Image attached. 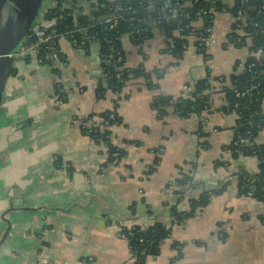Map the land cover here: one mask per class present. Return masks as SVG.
<instances>
[{"label": "crops", "instance_id": "1", "mask_svg": "<svg viewBox=\"0 0 264 264\" xmlns=\"http://www.w3.org/2000/svg\"><path fill=\"white\" fill-rule=\"evenodd\" d=\"M53 3L42 0L38 18ZM15 13L0 0V16L6 22L13 21ZM213 31L218 42L227 32L216 26ZM59 45L70 85L83 92L56 105L57 75L33 57L14 59L3 84L0 264H133L121 228L153 221L163 223L170 234L144 264H264V206L239 195L235 179L182 223L174 221L169 210L174 194L167 184L180 173L189 174L192 182L176 204L178 211H187L189 196L220 188L239 168L257 170L256 157H233L226 148L237 117L223 110V95L213 94L209 109L188 117L168 107L159 118L150 107L155 93L177 96L186 84L207 74L211 79L230 74L236 62L245 60L246 49L236 56L231 50L222 58L218 44L206 55L188 45L175 60L162 51L164 39L158 32L141 48L123 36L127 65L143 63L147 70L158 67L165 73L153 78L156 89L134 79L119 94L106 91L100 98L93 90L101 74L100 46L76 48L65 38ZM115 101L121 122L110 127L111 143L123 147L125 155L106 164L104 145L82 131L80 120L111 110ZM255 141L264 144V128ZM155 157L156 168L147 173Z\"/></svg>", "mask_w": 264, "mask_h": 264}, {"label": "trees", "instance_id": "2", "mask_svg": "<svg viewBox=\"0 0 264 264\" xmlns=\"http://www.w3.org/2000/svg\"><path fill=\"white\" fill-rule=\"evenodd\" d=\"M68 1L71 4L70 7H64L61 0H56V3L54 2L43 13V17L47 19L54 18L57 22L56 32L63 31V36L68 41L71 40L70 35H73L78 41L93 36V40L99 43L101 74L96 80L93 90L95 95L100 98L104 96L106 91L119 94L127 82L134 79H142L148 88L156 89L157 85L154 83L153 78L159 79L165 73L164 68L156 67L147 70L143 63L135 66L127 65L128 56L122 46L123 36H127L132 44L141 48L147 39L158 32L164 39L162 51L171 55L175 60H179L186 50L183 45H189V36L198 35L197 30L192 31L191 28H186L187 22L193 20L194 15L190 14L189 18L175 15L173 12L167 11L159 0H123V2L121 0L122 6H129L130 9L122 12L123 16L115 29H104L100 24L94 25V20H97L103 13L108 12L107 7H102V4L110 5L111 0H89V3L86 0L87 3L83 2V4H79V0ZM193 8L196 9L197 6L185 7L190 11ZM193 12L195 11L193 10ZM205 21L209 23V16L206 17ZM78 25L84 28L75 31ZM28 39H30V36L27 37L26 41ZM260 42L261 38L258 37L257 43ZM92 43L87 42L83 48H89ZM197 51L206 55L204 49ZM47 55L48 51L43 49H40L37 53V56H43V64H48L53 72H58L57 68L52 67V61L47 58ZM61 56L65 58L62 51ZM22 58L29 59L30 55ZM262 61H264V57ZM248 62L249 60L245 64L247 65ZM235 67L236 64L230 74L222 75L223 79L219 89L215 84L218 77L211 79L207 74L203 79H198L192 84H186L185 87L188 89L177 96L155 93L152 96L150 107L156 111L159 118L165 115L168 107L173 108L178 116L188 117L209 109L212 95L223 92L226 103L223 110L235 112L237 117L233 139L226 148L232 152L233 157L239 155L254 156L258 161L255 172L239 168L234 173L237 192L239 195L249 196L259 201L264 206V144L255 141L258 131L264 128V111L262 110L264 68L256 65L253 68L245 67L240 72H236ZM226 81L229 82V85L225 84ZM251 86L255 87L249 94L235 95L234 89L243 92ZM58 92L61 96H66L65 91L59 89ZM116 107L117 101L114 102L111 110H104L97 114L92 113L80 120L82 131L107 148L106 164L119 161L125 155L123 147L111 143L110 129L101 128V124L105 121L108 126L121 122ZM94 117H98L103 121L94 127L87 126L88 121ZM249 133L253 137L247 143L239 142L240 138L248 137ZM157 163L158 158L155 157L147 173L153 172ZM228 183L229 181H225L218 189L202 191L197 196H189V209L178 211L176 204L184 194L189 193L188 191L192 186L190 175L180 173L167 184L168 187H176L173 188L172 194H174V197L171 198L174 203L169 207L173 220L182 223L193 216L209 203L211 196L219 194ZM248 193L251 194L248 195ZM168 203V200L164 202L165 205ZM261 220L264 222V215L261 216ZM121 234L128 239L133 264H144L146 256L159 253V246L169 236L170 229L158 221H153L148 225L132 223L130 227L128 224L123 226ZM174 246L177 247L178 244L174 243Z\"/></svg>", "mask_w": 264, "mask_h": 264}, {"label": "built area", "instance_id": "3", "mask_svg": "<svg viewBox=\"0 0 264 264\" xmlns=\"http://www.w3.org/2000/svg\"><path fill=\"white\" fill-rule=\"evenodd\" d=\"M110 1V0H107ZM109 4H102V7H107L108 12L103 13L98 17L97 20H94V25L100 24L104 29H115L119 23V20L123 16V11H128L129 6H122L121 0H111ZM163 6L169 12H173L175 15L180 17L189 18L190 14L194 15L193 20L187 22L186 28H191L192 31L197 30L198 35L189 36L192 45L196 50L204 49L205 52L208 49L218 42V38L213 31V20L217 14L225 13L231 17L229 22V29L223 36L222 44L226 47H243L246 49V58L241 62H236V72H240L245 67L253 68L256 65L264 68V0H159ZM56 3V0H54ZM86 0H79V4H83ZM89 3L90 1L87 0ZM86 2V3H87ZM62 6L70 7V2L68 0H61ZM197 6L196 9L187 10L185 7ZM89 10V8H88ZM193 10L195 12H193ZM89 12V11H88ZM209 16V23H206L205 19ZM56 20L54 18L47 19L45 17L37 18L35 25L32 28L30 39H26L18 45V47L6 54L4 56L15 58V57H25L30 55L33 57L37 63L43 64V56H37V53L40 49L48 51L47 58L52 61V67L57 68L56 72L57 78L54 83V103L56 105H61L65 102L67 97H70L76 92H83L84 88L78 85H70L69 78L65 75L64 71L68 65L66 57L61 56V48L59 41L62 38H65L63 31L56 32ZM82 26H76L75 31L83 29ZM177 31V30H175ZM177 33V32H176ZM66 34V33H65ZM27 36V37H28ZM261 38V42L257 43V38ZM71 40L70 44L76 48H83L87 42H93L94 37L88 36L80 41L74 38L73 35H70ZM186 49L188 45H183ZM3 55H0L3 56ZM249 60L247 65L246 61ZM101 61V60H100ZM234 64V65H235ZM234 69V67H233ZM218 81L215 84L218 86L222 83V75L217 76ZM225 84L229 85V82L226 81ZM95 86V85H94ZM253 87L251 86L245 89L243 92H238L234 89L236 96H241L244 94H249ZM61 89L66 92V96H61L58 90ZM188 88L184 86L186 91ZM224 95L223 92H219ZM235 113V112H234ZM103 121L98 117L91 118L87 126L94 127L98 123ZM111 126H108L106 121L101 124L102 129H110ZM248 137L240 138L239 142L247 143L252 136L251 133L248 134ZM105 147V146H104ZM106 153H107V148ZM161 149L155 151V154H159ZM107 155V154H106ZM237 172V171H236ZM235 179L234 174H229L226 176L224 181L231 182ZM176 187H169V189ZM251 193H248L250 195ZM249 197V196H248ZM132 223L128 224L130 227ZM128 243V239L124 237Z\"/></svg>", "mask_w": 264, "mask_h": 264}, {"label": "water", "instance_id": "4", "mask_svg": "<svg viewBox=\"0 0 264 264\" xmlns=\"http://www.w3.org/2000/svg\"><path fill=\"white\" fill-rule=\"evenodd\" d=\"M42 0H6V5L15 8L13 21L6 22L0 16V55L15 50L31 33L39 16ZM95 46L99 48V43ZM7 56L0 57V96L3 84L14 59Z\"/></svg>", "mask_w": 264, "mask_h": 264}, {"label": "rangeland", "instance_id": "5", "mask_svg": "<svg viewBox=\"0 0 264 264\" xmlns=\"http://www.w3.org/2000/svg\"><path fill=\"white\" fill-rule=\"evenodd\" d=\"M230 20H231V17L228 14H225V13L217 14L213 20V25H214L213 27L215 29V26H216L217 30H219L220 28L222 30H228L229 29L228 23ZM222 40H223V37H222L221 41L216 43L219 45L220 50H222V52L218 53V54H221L222 58L228 56L229 55L228 52L231 50H233V51H231L230 53H232L233 55L236 56V53H241L244 49L243 47L233 48L231 46L225 48L222 44ZM191 45H192V41H190V39H189V47H191Z\"/></svg>", "mask_w": 264, "mask_h": 264}]
</instances>
